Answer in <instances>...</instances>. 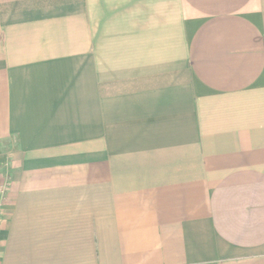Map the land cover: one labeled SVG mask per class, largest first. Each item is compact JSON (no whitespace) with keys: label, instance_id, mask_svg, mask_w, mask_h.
Segmentation results:
<instances>
[{"label":"crops","instance_id":"1","mask_svg":"<svg viewBox=\"0 0 264 264\" xmlns=\"http://www.w3.org/2000/svg\"><path fill=\"white\" fill-rule=\"evenodd\" d=\"M0 264H264V0H0Z\"/></svg>","mask_w":264,"mask_h":264}]
</instances>
